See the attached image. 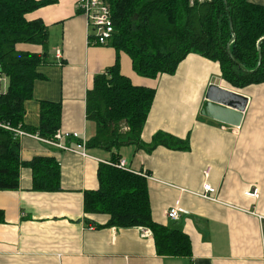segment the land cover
<instances>
[{
	"label": "crops",
	"instance_id": "obj_1",
	"mask_svg": "<svg viewBox=\"0 0 264 264\" xmlns=\"http://www.w3.org/2000/svg\"><path fill=\"white\" fill-rule=\"evenodd\" d=\"M47 1L26 15L49 28L52 63L38 68L44 79L34 83L33 98L25 102L24 125L40 126L42 102L60 104L58 131L69 134L62 143L76 149L85 142L88 157L30 137L20 139L23 162L55 159L61 189L33 190V171L23 167L20 188L0 191V264H264V84L234 88L222 79L218 63L193 53L173 75L142 77L125 52L110 44H90L81 0ZM250 1L264 5V0ZM17 49L42 52L23 44ZM117 61L134 86L156 90L141 145L87 148L98 130L87 119V93L95 77ZM212 85L247 99L239 126L202 113ZM159 133L188 142L189 149L155 145ZM113 155L148 181L153 220L186 234L191 256H159L153 234L143 237L140 227L92 225H105L109 216L85 214V192L99 188V166L110 165ZM206 184L216 190L217 202L202 197ZM255 188L259 198L245 194ZM175 205L183 211L177 221L167 217Z\"/></svg>",
	"mask_w": 264,
	"mask_h": 264
},
{
	"label": "trees",
	"instance_id": "obj_2",
	"mask_svg": "<svg viewBox=\"0 0 264 264\" xmlns=\"http://www.w3.org/2000/svg\"><path fill=\"white\" fill-rule=\"evenodd\" d=\"M103 1L110 7L114 25L109 44L130 56L140 76L173 75L193 53L218 63L222 79L234 88L264 84V5L250 0ZM48 2L0 0L1 73L9 79L6 92H0V123L50 139L61 127L60 104L42 102L40 126L24 125L25 102L33 98L34 83L44 79L38 68L52 63L49 28L42 20L28 21L26 15ZM20 44L41 47L42 52L20 51ZM155 97V89L136 87L123 76L118 61L97 75L87 93L86 113L98 130L87 148L111 151L125 145L140 146ZM154 142L170 150L189 149L188 142L163 133L157 134ZM120 160L118 155L111 159L112 163ZM23 167L33 171V190L61 189V170L55 159L35 157L23 162L20 139L0 127V191L20 188ZM98 181L97 190L85 192L84 212L108 215L109 221L105 225L92 223L94 227H147L153 232L159 256H191L186 234L153 220L148 181L142 175L101 164Z\"/></svg>",
	"mask_w": 264,
	"mask_h": 264
},
{
	"label": "built area",
	"instance_id": "obj_3",
	"mask_svg": "<svg viewBox=\"0 0 264 264\" xmlns=\"http://www.w3.org/2000/svg\"><path fill=\"white\" fill-rule=\"evenodd\" d=\"M79 8L84 13V16L87 19L88 28H90V36H92V39H90V44H95L99 46L108 45L114 33V25L112 23L109 6L103 0H81L79 2ZM8 83L9 81L6 76L1 73L0 64V92L6 91ZM0 127L13 133L14 137H16L17 139L30 137L47 143L51 146L57 147L59 149H63L68 152L78 153L83 157H88V154L85 150V142L79 144L76 149L66 147L62 143L63 138L69 135L68 133L63 135L61 131H57L54 137L49 139L43 138L39 134L27 132L21 127L13 128L7 124L2 123H0ZM74 136L77 137L78 135L75 133ZM110 165L124 171L132 172V170L129 169L126 160L121 159L120 161L111 163ZM215 193L216 190L211 185L206 184L204 186V193L201 195L204 199L217 202ZM245 194L253 198H259V190L257 188L253 189V191L248 190ZM182 212V209L178 205H175L168 210L167 217L170 220L177 221L180 218ZM140 229L141 233L143 234V237H151L153 234L152 230L147 227H140Z\"/></svg>",
	"mask_w": 264,
	"mask_h": 264
},
{
	"label": "water",
	"instance_id": "obj_4",
	"mask_svg": "<svg viewBox=\"0 0 264 264\" xmlns=\"http://www.w3.org/2000/svg\"><path fill=\"white\" fill-rule=\"evenodd\" d=\"M233 60L235 61L234 58ZM238 65L244 69L240 63H238ZM246 104V98L221 89L216 85H212L209 89L207 101L204 103L202 113L216 118L223 123L239 126L242 120V112L245 110Z\"/></svg>",
	"mask_w": 264,
	"mask_h": 264
},
{
	"label": "bare ground",
	"instance_id": "obj_5",
	"mask_svg": "<svg viewBox=\"0 0 264 264\" xmlns=\"http://www.w3.org/2000/svg\"><path fill=\"white\" fill-rule=\"evenodd\" d=\"M109 9H110V7H109ZM81 12H82V10H81ZM111 12V11H110ZM83 13V12H82ZM84 14V13H83Z\"/></svg>",
	"mask_w": 264,
	"mask_h": 264
}]
</instances>
